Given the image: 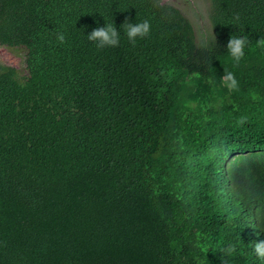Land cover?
Returning a JSON list of instances; mask_svg holds the SVG:
<instances>
[{
	"label": "trees",
	"instance_id": "trees-1",
	"mask_svg": "<svg viewBox=\"0 0 264 264\" xmlns=\"http://www.w3.org/2000/svg\"><path fill=\"white\" fill-rule=\"evenodd\" d=\"M207 1L205 45L167 0H0V264H264V0Z\"/></svg>",
	"mask_w": 264,
	"mask_h": 264
},
{
	"label": "clouds",
	"instance_id": "clouds-1",
	"mask_svg": "<svg viewBox=\"0 0 264 264\" xmlns=\"http://www.w3.org/2000/svg\"><path fill=\"white\" fill-rule=\"evenodd\" d=\"M105 18V17H104ZM123 34L126 35L127 39L135 43L137 38H144L151 32V22L148 19L142 21L129 22L125 21L121 26ZM88 40L95 42L98 48L114 47L119 45L121 40V30H118L116 25L107 22L103 26L93 29L87 34ZM57 39L60 42L65 40L63 33L58 34ZM207 37H204V43L207 45ZM250 40L247 35H231L227 44V51L230 54V58L235 62L241 61L245 57V49L249 46ZM259 45L264 46V38L259 40ZM224 81L226 86L231 90H236L239 87V81L231 71H226L224 75ZM259 235V233H258ZM256 256L264 260V240L252 243ZM227 254H233L235 252V245L229 244L223 250Z\"/></svg>",
	"mask_w": 264,
	"mask_h": 264
},
{
	"label": "rangeland",
	"instance_id": "rangeland-1",
	"mask_svg": "<svg viewBox=\"0 0 264 264\" xmlns=\"http://www.w3.org/2000/svg\"><path fill=\"white\" fill-rule=\"evenodd\" d=\"M179 6L190 18L198 38L207 37L210 30L208 19L209 4L207 0H167ZM0 63L16 67L20 72L27 73L25 50L0 44Z\"/></svg>",
	"mask_w": 264,
	"mask_h": 264
},
{
	"label": "water",
	"instance_id": "water-1",
	"mask_svg": "<svg viewBox=\"0 0 264 264\" xmlns=\"http://www.w3.org/2000/svg\"><path fill=\"white\" fill-rule=\"evenodd\" d=\"M166 1V0H165Z\"/></svg>",
	"mask_w": 264,
	"mask_h": 264
}]
</instances>
